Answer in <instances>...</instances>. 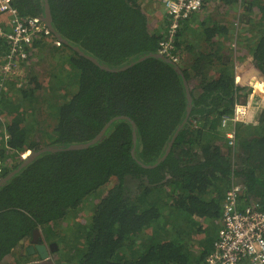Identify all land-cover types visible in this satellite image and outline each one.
<instances>
[{
  "label": "trees",
  "instance_id": "trees-1",
  "mask_svg": "<svg viewBox=\"0 0 264 264\" xmlns=\"http://www.w3.org/2000/svg\"><path fill=\"white\" fill-rule=\"evenodd\" d=\"M221 1L244 6L248 30L231 33L221 17L193 27L197 12L179 24L176 63L156 56L170 19L150 31L143 0H14L21 17L44 22L49 10L62 40L36 43L42 81L26 65V84L1 89V177L28 151L85 143L128 119L89 149L41 154L0 187V264L36 229L58 264H207L235 181L240 202L264 211V108L256 125L229 123L235 146L222 128L251 98L244 79L264 75V0Z\"/></svg>",
  "mask_w": 264,
  "mask_h": 264
},
{
  "label": "built area",
  "instance_id": "built-area-1",
  "mask_svg": "<svg viewBox=\"0 0 264 264\" xmlns=\"http://www.w3.org/2000/svg\"><path fill=\"white\" fill-rule=\"evenodd\" d=\"M161 1L166 10L165 15L171 23L167 37L160 43L159 54L180 63V57L174 55L179 24L203 9L207 0ZM52 34L42 19L21 17L14 6V0H0V41L4 43V55L0 54V74L3 78L0 92L1 89H7L6 79H16L14 82L18 87L23 84L25 66L35 43L42 36L49 37ZM55 42L60 45L58 40ZM252 104V101L247 105L238 104L232 118L223 120L222 128L226 130L230 145H236V129L229 127V123L233 126L248 124L251 121ZM5 143L7 144V139ZM5 169L6 164L0 157V179ZM243 193L244 187L237 181L227 191L223 203L222 226L219 228L214 249L207 258V264H264V211L255 203L242 204L240 198Z\"/></svg>",
  "mask_w": 264,
  "mask_h": 264
},
{
  "label": "rangeland",
  "instance_id": "rangeland-1",
  "mask_svg": "<svg viewBox=\"0 0 264 264\" xmlns=\"http://www.w3.org/2000/svg\"><path fill=\"white\" fill-rule=\"evenodd\" d=\"M249 1H251V0H249ZM142 6H143V9H144L146 16L149 19L150 31L155 32L157 30L156 28L159 27L158 25L160 23L163 27L164 20H165L163 12L166 13V10H165L161 0H152V1L143 0ZM234 6L235 5H232V6L227 5L224 2H222L221 0H210V2L207 4L206 8L201 9L197 14L198 15L199 14H204V15H206V14L211 15L212 14L211 15L212 20L213 19L220 20V17H222V16L224 17V15L229 13L230 15H234L235 25H238V23L241 19H242V22H244V23L246 21H248L249 16H246V15H248V13L246 11L244 12V9H243L244 6H242V7L241 6L240 7L239 6L234 7ZM211 19L206 21L208 25L213 23ZM225 19L227 20V18H225ZM228 21L229 20H227V22H224V23L229 27ZM198 22H199V17L196 15L190 21L189 24L191 26H193V25L198 26V24H199ZM233 26L231 28V25H230V31L231 32L234 29ZM242 28L245 30H248V28L243 27V25H240L238 27V29H242ZM159 31H161V30H159ZM238 32L239 31H237V34L239 35ZM245 34H246V38L248 39L250 37V33L245 31V33L242 35H245ZM236 38L234 39V42L232 41L233 44L231 45V48L234 49V52H235V49H238L237 47L240 46V44L237 43ZM243 38H244V36H243ZM36 43L33 47L34 50L31 51V54L35 53V55L33 57H30L27 60V65L31 67V69H29L30 71L34 68L36 69V73H37L39 79L42 81V73H46L47 66L45 65V63L43 61L40 60L41 59L40 56L39 57L36 56V55H39V49L36 47ZM54 44L59 46L56 42H54ZM243 48L245 50L246 49L249 50L248 45L247 46L244 45ZM3 51H4V49H3ZM251 57L249 56L250 59H251ZM1 64H2V61H0V66H1ZM25 76L29 77L28 69H27V73H26V71L24 73V77ZM1 79H3V78L0 74V82H1ZM15 80L16 79H6L5 83L9 82V81H15ZM27 82H28V80H24L23 83L26 84ZM247 87H248V91H249V89L252 90V91H250L251 92L250 95H251L252 100L250 98L249 101L251 100L253 103L252 104L253 111H252V115H251L252 119L248 124L256 125L258 123V118H259V114L261 111L262 104L264 105V89H261V88L258 89L254 84L247 86ZM41 128H42V126H41ZM26 154L28 155L29 152H27ZM113 185H114V181H112L108 185L107 190L111 189L113 187ZM220 225H221L220 222H218L216 225L217 228ZM39 233H40V236H39V240H37V242H38L37 244H45L47 246V251L49 253V256L47 259L43 260L39 257L38 254H29L28 253V248L32 245V243H31L33 241V238H32V240L26 241V242H25V240H23L24 243L20 244V246L17 247L15 249V251L10 256L6 257V259L1 264H17V263H21V264H58L59 254H56L55 252L52 253V249H54V244H46V242H44L42 239V231L40 229H39Z\"/></svg>",
  "mask_w": 264,
  "mask_h": 264
},
{
  "label": "water",
  "instance_id": "water-1",
  "mask_svg": "<svg viewBox=\"0 0 264 264\" xmlns=\"http://www.w3.org/2000/svg\"><path fill=\"white\" fill-rule=\"evenodd\" d=\"M44 3H45L46 8L48 9L49 8L48 0H44ZM44 22L46 23L48 28L52 31V33L56 34V32H55V30L53 28V25H52V16L50 15L49 10H47L46 16L44 17ZM56 37L58 38V40H62V38L60 36H58L57 34H56ZM74 50L76 52H78L80 55L85 56V57L88 58V56H86L81 51V49L79 47H74ZM156 56L164 58V56L161 55V54H157ZM93 62L96 65H98L101 68H103V69L107 68L106 66L101 65L98 60H93ZM112 71H114V69H112ZM254 79L259 80L260 83H262L264 85V75L260 74V73H257V72H253L252 74H249L244 79V83L247 86H250V85L253 84V80ZM185 85H186L187 91H188V99H189V101H191L192 98H191V95H190V92H189V89H188V86H187L186 82H185ZM189 114H190V111H189ZM120 118L128 119L127 117H120ZM120 118H117V119H120ZM117 119H113L112 121H110L91 141H88V142H85V143L73 144V145H71L68 148H62V147L61 148H48V147H44V148H42V149H40L38 151H30L28 156H27V158L24 159V161L22 162V164L20 165V167L18 169L12 171L6 177L0 179V187L2 185H4L8 180H10L12 177H14L16 174H18L23 168L28 166L31 162H33L37 157H39L43 153H46V152L55 153V152L65 151V150H68V151L84 150V149H89L93 145H96L102 139V137L105 135V133L107 132V130L110 127V125ZM132 124L134 125V122H132ZM170 151H171V147H169L167 149L166 154L164 155L163 159H165L168 156ZM132 152H133V155H134L135 148L133 149ZM34 235L35 236L33 237V241L31 242L32 245L28 248V253L29 254H38L41 259H47L48 256H49V253L47 251V246L45 244H37L38 243L37 240H39V236H40V233H39L38 229H36L34 231ZM23 243H24V241L20 242V244H23ZM33 244H36V246L33 245Z\"/></svg>",
  "mask_w": 264,
  "mask_h": 264
},
{
  "label": "crops",
  "instance_id": "crops-1",
  "mask_svg": "<svg viewBox=\"0 0 264 264\" xmlns=\"http://www.w3.org/2000/svg\"><path fill=\"white\" fill-rule=\"evenodd\" d=\"M206 8V7H205ZM163 14H164V17L166 18V16H165V13L163 12ZM198 16L199 17V24H198V26L204 21V20H206V19H208V18H210L211 19V15H209V14H206V15H204V14H195V15H193L192 17H191V20L195 17V16ZM209 15V16H208ZM229 15V16H228ZM224 17L225 18H227V20H229L228 21V24H229V29H230V25H231V28H232V26L234 27V29L233 30H235V32L237 33V31H238V25H235V23H234V15H230L229 13L228 14H226V15H224ZM223 16L221 17L222 19H224L225 21H223V22H227V20L224 18ZM212 20V19H211ZM202 21V22H201ZM212 21H214V22H220V20H218V19H213ZM201 22V23H200ZM159 27H157L156 29L157 30H161L162 28V25H161V23L158 25ZM193 27H196L195 25H193ZM234 32V33H235ZM232 33V32H231ZM3 49V48H2ZM1 51V50H0ZM251 57V56H250ZM253 58L251 57V59L249 58V60H252ZM262 108H264L263 106H262ZM252 119V118H251ZM220 226L218 227V228H221V226H222V222H220ZM218 231H219V229H218ZM43 260H45V259H43Z\"/></svg>",
  "mask_w": 264,
  "mask_h": 264
},
{
  "label": "clouds",
  "instance_id": "clouds-1",
  "mask_svg": "<svg viewBox=\"0 0 264 264\" xmlns=\"http://www.w3.org/2000/svg\"><path fill=\"white\" fill-rule=\"evenodd\" d=\"M4 133L7 134L6 131H4ZM5 139H7V141H8L7 135H6ZM5 139H4V141H5ZM28 152H30V151H28ZM26 153H27V152H26ZM26 153H25V154H26ZM23 155H24V154H23ZM27 156H28V155L26 154V157H25V158H27ZM22 157H23V156H22ZM25 158L23 157V159H25ZM1 179H2V177H1ZM25 242H26V240H25Z\"/></svg>",
  "mask_w": 264,
  "mask_h": 264
},
{
  "label": "flooded vegetation",
  "instance_id": "flooded-vegetation-1",
  "mask_svg": "<svg viewBox=\"0 0 264 264\" xmlns=\"http://www.w3.org/2000/svg\"><path fill=\"white\" fill-rule=\"evenodd\" d=\"M9 174H10V173H9ZM34 236H35V235H34ZM34 236H33V237H34ZM46 244H47V243H46ZM33 245H35V246H36V244H33Z\"/></svg>",
  "mask_w": 264,
  "mask_h": 264
}]
</instances>
